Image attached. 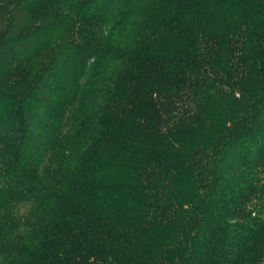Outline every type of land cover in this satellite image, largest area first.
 Instances as JSON below:
<instances>
[{"label":"trees","instance_id":"1","mask_svg":"<svg viewBox=\"0 0 264 264\" xmlns=\"http://www.w3.org/2000/svg\"><path fill=\"white\" fill-rule=\"evenodd\" d=\"M264 0H0V264H264Z\"/></svg>","mask_w":264,"mask_h":264},{"label":"rangeland","instance_id":"2","mask_svg":"<svg viewBox=\"0 0 264 264\" xmlns=\"http://www.w3.org/2000/svg\"><path fill=\"white\" fill-rule=\"evenodd\" d=\"M262 215H264V211L262 212Z\"/></svg>","mask_w":264,"mask_h":264}]
</instances>
